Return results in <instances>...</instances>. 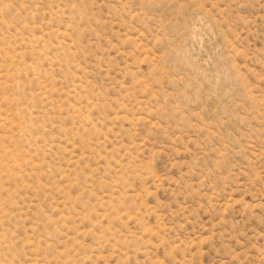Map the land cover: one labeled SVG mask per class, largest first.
Listing matches in <instances>:
<instances>
[{
	"label": "rangeland",
	"instance_id": "1",
	"mask_svg": "<svg viewBox=\"0 0 264 264\" xmlns=\"http://www.w3.org/2000/svg\"><path fill=\"white\" fill-rule=\"evenodd\" d=\"M0 264H264V0H0Z\"/></svg>",
	"mask_w": 264,
	"mask_h": 264
}]
</instances>
